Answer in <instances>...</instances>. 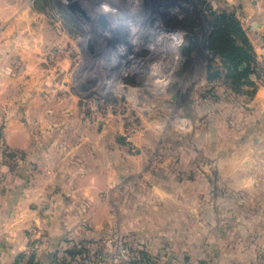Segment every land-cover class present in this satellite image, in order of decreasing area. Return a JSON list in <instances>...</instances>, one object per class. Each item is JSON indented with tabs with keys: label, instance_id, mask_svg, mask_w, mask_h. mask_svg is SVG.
Returning a JSON list of instances; mask_svg holds the SVG:
<instances>
[{
	"label": "rangeland",
	"instance_id": "1",
	"mask_svg": "<svg viewBox=\"0 0 264 264\" xmlns=\"http://www.w3.org/2000/svg\"><path fill=\"white\" fill-rule=\"evenodd\" d=\"M33 1L38 18L46 24L48 40L36 49L37 61H72L75 79L70 81L79 91L81 115L90 122L104 118L108 125L118 124V129L106 128V135L126 144L130 152L146 155L150 173L148 179L134 175L132 185L113 196L109 210L53 211L58 216L46 230L38 228L33 216L30 220L28 209L11 216L0 236H14L20 250L15 249L13 262L264 264V241H257L258 226L251 224L258 212L252 204L246 205L248 196L217 190L205 177L201 158L191 161L189 153L195 143L188 127L194 122L202 125L204 111L210 108L205 100L221 110L237 104L241 91L250 94L244 85L233 91L221 74L208 78V73L222 70L220 58L206 48L208 13L231 4L224 0H215L214 6L202 0ZM73 2L80 9L71 8ZM99 13L105 25L100 24ZM188 16L196 17V38L182 25ZM136 136L147 139L150 146L137 148L132 142ZM1 152L0 170L27 173V166L17 160L20 151L13 156ZM151 184L163 187L167 198H160L161 193L158 198L150 195ZM208 187L212 191L206 193ZM101 196L108 201V195ZM262 196L256 193L250 198ZM42 213L38 210L35 215ZM102 217L93 234L92 221ZM237 218L245 222L239 225ZM222 219H227L225 224Z\"/></svg>",
	"mask_w": 264,
	"mask_h": 264
},
{
	"label": "crops",
	"instance_id": "2",
	"mask_svg": "<svg viewBox=\"0 0 264 264\" xmlns=\"http://www.w3.org/2000/svg\"><path fill=\"white\" fill-rule=\"evenodd\" d=\"M224 1L235 9L241 25L249 26L247 36L254 51L260 52L264 0ZM33 2L0 0V146L20 151L17 160L27 166V173L21 169L20 174L6 172L4 167L0 170V233L6 229L2 227L6 221L24 209L44 230L52 224L56 215L53 211L109 210L115 203L113 196L121 187L132 185L134 175L144 174L143 178L148 179L150 173L146 155L134 154L126 144H117L110 133L106 135V128L118 129V124L108 125L104 118L90 122L81 115L79 91L70 81L74 78L72 61H37L36 49L48 40L46 24L38 18ZM250 80V84H244L250 94L241 91L234 106L227 104L218 110L215 103L206 105L209 99L205 100V107L210 108L204 111L202 125L194 122L188 127L195 143L189 153L194 158L191 161L201 158L205 177L217 190L248 196V201L244 197L246 205L252 204L258 212L251 224L258 226L257 241L263 242L264 86H255ZM132 142L137 148L150 146L147 139L138 136ZM161 146L157 144L158 149ZM158 185L151 184L150 195L158 198L161 193L160 198H167L164 188ZM210 191L208 187L206 193ZM256 193L263 195L260 201L251 200ZM101 195H108V201ZM38 210L43 212L41 216L35 215ZM104 218L92 221L93 234ZM241 222L245 219L237 218L236 223ZM2 236L12 247H5L0 239V264H17L13 253L19 246L14 244V236Z\"/></svg>",
	"mask_w": 264,
	"mask_h": 264
},
{
	"label": "trees",
	"instance_id": "3",
	"mask_svg": "<svg viewBox=\"0 0 264 264\" xmlns=\"http://www.w3.org/2000/svg\"><path fill=\"white\" fill-rule=\"evenodd\" d=\"M195 19V16H188L184 22L182 21L183 26L190 28L189 30L194 38L197 36V31L193 29L196 25ZM207 24L206 48L212 55L218 56L222 64V70L216 69L213 74L208 73V78H215L221 74L226 84L233 91H238L244 84L251 83L250 74L254 53L250 39L244 31L235 9L231 6H221L219 10L210 11ZM208 62L207 68L209 71L212 59H209ZM1 127L2 123L0 124V130ZM0 150L2 156H13L17 153L13 150V152H9L5 148Z\"/></svg>",
	"mask_w": 264,
	"mask_h": 264
},
{
	"label": "built area",
	"instance_id": "4",
	"mask_svg": "<svg viewBox=\"0 0 264 264\" xmlns=\"http://www.w3.org/2000/svg\"><path fill=\"white\" fill-rule=\"evenodd\" d=\"M209 6H214L215 0H202ZM239 1V0H235ZM246 35L249 30V26L242 25ZM259 47L262 49L260 52L254 51V61L252 63V72L250 77L252 78L253 84L255 86H264V36L260 35L259 37ZM253 47V46H252ZM131 130L128 132L130 133ZM31 248V247H30ZM33 248V246H32Z\"/></svg>",
	"mask_w": 264,
	"mask_h": 264
},
{
	"label": "water",
	"instance_id": "5",
	"mask_svg": "<svg viewBox=\"0 0 264 264\" xmlns=\"http://www.w3.org/2000/svg\"><path fill=\"white\" fill-rule=\"evenodd\" d=\"M69 6L71 8H74V9H80V7L78 6V4L75 3V2L71 3ZM98 20H99L100 24H102V25H105L106 24V21L104 20V17L102 15H99Z\"/></svg>",
	"mask_w": 264,
	"mask_h": 264
},
{
	"label": "bare ground",
	"instance_id": "6",
	"mask_svg": "<svg viewBox=\"0 0 264 264\" xmlns=\"http://www.w3.org/2000/svg\"><path fill=\"white\" fill-rule=\"evenodd\" d=\"M99 15H102V14H100L99 13ZM97 16H98V13H97ZM97 16H95V18L97 17ZM97 25H99L98 23H97ZM97 29H98V27H96ZM102 30V29H101ZM103 31V30H102ZM103 32H105V31H103Z\"/></svg>",
	"mask_w": 264,
	"mask_h": 264
}]
</instances>
